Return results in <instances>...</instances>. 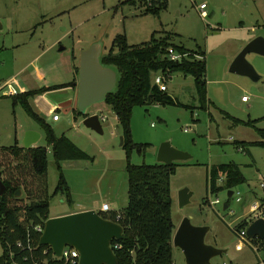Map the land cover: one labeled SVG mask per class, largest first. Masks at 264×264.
<instances>
[{
    "label": "rangeland",
    "instance_id": "obj_1",
    "mask_svg": "<svg viewBox=\"0 0 264 264\" xmlns=\"http://www.w3.org/2000/svg\"><path fill=\"white\" fill-rule=\"evenodd\" d=\"M129 1L0 0V84L11 79L18 91L57 86L33 96L30 105L53 126L56 135L65 134L91 159L61 162L72 202L61 191L53 195L60 172L52 147L40 123L21 104H14L13 96L5 94L9 88L0 92V147L12 146L16 141L23 146L28 130L41 132L42 137L34 146L48 149L47 183L52 216L90 206L100 212L104 204L110 207V212H121L129 201L128 174L116 113L106 102L88 108V114L100 117L104 130L100 134L85 126V116L73 114V108L78 109L77 89L64 90L60 86L70 81L67 68L72 54L80 58L83 51L96 44L104 54L119 34L136 45L149 41L155 32H173L190 53L200 48L205 51L207 98L212 103L207 109L201 108L192 75H172L166 83L168 93L174 101L189 108L160 103L136 106L131 119L133 140L148 145L134 149L131 161L135 165L159 163L158 149L164 142L192 155L187 160L189 165L179 166L171 176L176 229L186 217L195 226L209 227L205 242L228 250L213 258L212 264L264 263V248L256 252L236 234L242 220L255 216L251 205L264 198L260 187L264 179V147H251L252 155L237 149L236 140L254 141L259 136L252 127L234 126L223 114L225 111L243 120L260 119L257 126L264 128V56L247 55L261 76L258 82L230 71L245 45L253 38L264 37V0H169L159 16L145 13L144 5ZM203 3L207 5L205 18L198 8ZM61 47L64 49L60 50ZM174 53L182 58L189 56ZM196 59L201 57L197 55ZM245 96L248 100L243 102ZM52 107H61L56 112L61 119L58 123L53 120ZM228 162L239 164L247 179L233 189L235 194L240 193L242 201L237 202L236 196L228 199V190H222L210 193L204 203L208 167ZM184 188L192 196L181 207L178 197ZM217 199L220 203L211 205ZM225 204L229 205L227 209ZM173 257L175 264H186L182 250L174 245Z\"/></svg>",
    "mask_w": 264,
    "mask_h": 264
},
{
    "label": "trees",
    "instance_id": "obj_2",
    "mask_svg": "<svg viewBox=\"0 0 264 264\" xmlns=\"http://www.w3.org/2000/svg\"><path fill=\"white\" fill-rule=\"evenodd\" d=\"M129 2L144 5L145 13L159 16L167 8L169 0ZM177 37L173 32L162 30L153 33L147 42L131 45L126 35L119 34L114 38L111 49L101 57L104 66L117 72V88L108 95L106 103L112 107L118 118L127 158L128 205L121 212H99L103 218L117 222L123 228L124 238L112 241L119 264H175L173 236L176 225L172 218L171 176L179 166L189 164L188 161H177L171 165L133 164V150H141L148 144H139L133 140L131 119L136 106L160 103L189 108L188 105L174 101L168 91H161L154 84V74L159 72L166 81L175 73L192 75L201 108L207 109L208 104L212 103L207 98L205 51L200 48L190 53L191 50L178 42ZM171 52L183 55L188 53L189 56L175 61L170 57ZM197 55L201 60L196 59ZM76 71L79 73L78 66ZM72 85L74 82L60 87ZM53 88H40L12 96L14 104H21L45 130L60 172L59 183L53 195L61 191L71 203V192L61 162L89 160L91 157L65 134L57 136L51 125L31 107V97ZM76 113L78 116L82 115L79 110ZM223 114L234 126L252 127L259 136L254 141L236 140L234 144L237 149L252 155L251 147H264V128L257 126L260 119L243 120L225 111ZM47 153V147L24 148L18 141L12 146L0 147V171L6 185V192L0 198V264H72L56 257L50 246L40 245L42 233L36 230L38 226L44 228L45 222L50 218ZM246 181L240 165L235 162L211 165L207 170V196L204 203L208 202L210 193L215 194L222 190L229 192ZM19 190L22 194L16 196ZM261 202L264 203V198ZM248 223V218L242 220L237 229L245 228ZM254 241L264 248V240Z\"/></svg>",
    "mask_w": 264,
    "mask_h": 264
},
{
    "label": "water",
    "instance_id": "obj_3",
    "mask_svg": "<svg viewBox=\"0 0 264 264\" xmlns=\"http://www.w3.org/2000/svg\"><path fill=\"white\" fill-rule=\"evenodd\" d=\"M61 47L60 50H63ZM255 53L264 56V37L253 38L231 64L230 71L247 76L258 82L261 76L248 61L247 55ZM103 51L96 44L83 51L79 64L78 110L85 116L86 127L102 134L104 132L98 114H88L91 106L106 102L109 94L117 88V72L101 62ZM41 134L35 130H28L23 140V147L30 148L35 145ZM122 146L124 144V137ZM158 162L171 165L177 161H187L192 158L187 152L176 149L170 142H164L158 149ZM6 192V185L0 171V198ZM18 191L16 196H20ZM234 191L228 192L232 198ZM192 193L188 188L179 192L180 206L184 207L190 202ZM228 208L225 204L224 209ZM210 228L195 226L191 219L182 220L173 236V245L180 248L185 256L186 264H212V259L227 253V249L207 244L205 238ZM247 235L254 239L264 240V219L259 218L249 224ZM124 238L123 228L117 222L103 218L96 210L74 212L62 216L50 217L44 224V231L40 238V245L50 246L56 257L62 256L66 247L77 250L80 254L78 264H119L112 248L113 240Z\"/></svg>",
    "mask_w": 264,
    "mask_h": 264
},
{
    "label": "built area",
    "instance_id": "obj_4",
    "mask_svg": "<svg viewBox=\"0 0 264 264\" xmlns=\"http://www.w3.org/2000/svg\"><path fill=\"white\" fill-rule=\"evenodd\" d=\"M192 1H194V0H192ZM198 8L200 10L202 17H204V18L207 17V12H206L207 5H206V3L201 4ZM170 57L172 60H175V61L180 60L182 58L181 55H176L174 52H171ZM153 82L155 85H157L160 88L161 91H168V86L166 84L167 83L166 78L162 74L161 75H158V74L154 75ZM247 100H248V98L246 96L243 97V101H247ZM56 112H57L56 109L52 111L53 120H55V121L60 119V116ZM220 181H222V180H220ZM260 187L264 191V179L260 183ZM239 195H240V193H237V194L234 193V195H233V197L234 196L237 197V199H236L237 202L242 201V198ZM219 203H220V201L218 199L216 201H211V205H215V204H219ZM251 210L253 211V213L256 212L255 216L251 217L250 219L248 218V221H249L248 225L245 228H242L240 230L238 229L236 231V234H237L239 240L244 245H247L251 249H253L254 251L258 252V250L261 248V245H260V243H255L254 240H258L260 238L259 237H255L254 239L250 238L247 235V228H248L249 224L252 223L254 220L259 219V218L264 219V203L259 202V203L253 204V206L251 207ZM101 211L102 212H108L109 211L108 205L104 204L101 208ZM36 230L43 233L44 228H42L41 226H38V227H36ZM79 258H80L79 252L73 248H70V247L64 248L62 256L60 257V259H64L66 262H71L72 264H78ZM259 264H264V263L262 262Z\"/></svg>",
    "mask_w": 264,
    "mask_h": 264
},
{
    "label": "crops",
    "instance_id": "obj_5",
    "mask_svg": "<svg viewBox=\"0 0 264 264\" xmlns=\"http://www.w3.org/2000/svg\"><path fill=\"white\" fill-rule=\"evenodd\" d=\"M252 38H250V40H251ZM249 42V41H248ZM68 64H69V66H68V68H67V70L69 71V73L68 74H70V81H68V82H66V83H63V85H65V84H72V82H74V85H72V86H66V87H64V90H66V89H72V88H76L77 89V101H78V87H79V77H78V75H77V72H76V67L78 66L79 67V64H80V58H79V55H74V54H72V59H70V61L68 62ZM6 88H9V90L7 91V92H5V94L6 95H17V94H20V93H23V92H27V90H24V91H18L13 85H12V83H11V79H7V81H5V83L3 84V85H1L0 84V92H3ZM49 88V87H48ZM33 90H35V89H33ZM28 91H31V90H28ZM32 99V97L30 98V100ZM76 101V102H77ZM243 102H246V101H243ZM61 108V107H60ZM60 108H58V107H52L51 108V112L53 111V110H59ZM77 108H78V105H77ZM77 110L78 109H76V107H74L73 108V114L74 115H77ZM94 114H96V113H94ZM46 121V120H45ZM55 121V120H54ZM61 121V119H59V120H57V121H55V123H58V122H60ZM47 122V121H46ZM48 123V122H47ZM49 124V123H48ZM49 125H51V124H49ZM51 127L53 128V126L51 125ZM35 130V129H34ZM37 130V129H36ZM37 132H39L40 134H41V132L40 131H38L37 130ZM55 132V131H54ZM62 135V134H61ZM61 135H59V136H61ZM58 136V135H57ZM41 137H42V135H41ZM34 146V145H33ZM215 165V164H214ZM253 204H255V203H253ZM253 204L251 205V207L253 206ZM109 207V206H108ZM251 209V208H250ZM86 210H95V209H93V207L92 206H90V207H88V208H83V209H80V210H78V211H73V212H70V213H74V212H79V211H86ZM97 211V210H96ZM101 211V210H100ZM109 212H110V207H109ZM108 212V213H109ZM70 213H68V214H70ZM62 215H64V214H62ZM62 215H55V216H52L51 214H50V217H57V216H62ZM65 215H66V213H65Z\"/></svg>",
    "mask_w": 264,
    "mask_h": 264
}]
</instances>
